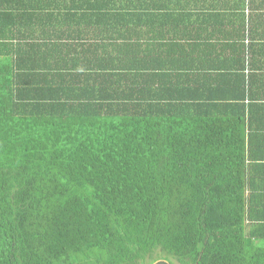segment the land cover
<instances>
[{"label":"trees","instance_id":"1","mask_svg":"<svg viewBox=\"0 0 264 264\" xmlns=\"http://www.w3.org/2000/svg\"><path fill=\"white\" fill-rule=\"evenodd\" d=\"M176 262L264 264V0H0V264Z\"/></svg>","mask_w":264,"mask_h":264},{"label":"crops","instance_id":"2","mask_svg":"<svg viewBox=\"0 0 264 264\" xmlns=\"http://www.w3.org/2000/svg\"><path fill=\"white\" fill-rule=\"evenodd\" d=\"M225 20H226V19H225ZM255 57H257V56H256V55H253V56H252L251 54L249 55L250 60H252V58H255ZM258 58H259V57H258ZM261 60H263V59H261ZM258 65H259V64H258Z\"/></svg>","mask_w":264,"mask_h":264},{"label":"rangeland","instance_id":"3","mask_svg":"<svg viewBox=\"0 0 264 264\" xmlns=\"http://www.w3.org/2000/svg\"><path fill=\"white\" fill-rule=\"evenodd\" d=\"M175 264H179L178 262H176Z\"/></svg>","mask_w":264,"mask_h":264}]
</instances>
